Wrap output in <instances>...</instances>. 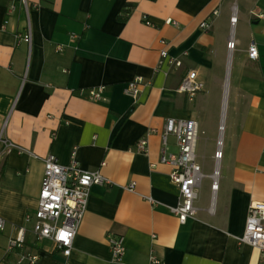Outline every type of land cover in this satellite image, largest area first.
Masks as SVG:
<instances>
[{
  "label": "crops",
  "instance_id": "0c3cea01",
  "mask_svg": "<svg viewBox=\"0 0 264 264\" xmlns=\"http://www.w3.org/2000/svg\"><path fill=\"white\" fill-rule=\"evenodd\" d=\"M27 4L0 0V137L24 151L5 155L0 147V262H64L27 216L38 208L43 160L54 155L67 166L76 151L84 170L111 184L91 188L73 264H117L110 234L124 237L127 264H149L152 254L164 264H264V254L239 243L251 203L264 202V0ZM29 31L31 45L21 40ZM252 43L256 61L248 56ZM190 71L205 84L193 99L179 92ZM137 77L144 86L136 103L125 89ZM97 87H106V101L89 99ZM169 119L194 120L199 130L204 178L197 213L184 224L170 210L179 203L171 169L160 163ZM142 139L147 153L137 150ZM168 151L178 152L173 136ZM19 228L25 245L6 255Z\"/></svg>",
  "mask_w": 264,
  "mask_h": 264
},
{
  "label": "built area",
  "instance_id": "2783aa9c",
  "mask_svg": "<svg viewBox=\"0 0 264 264\" xmlns=\"http://www.w3.org/2000/svg\"><path fill=\"white\" fill-rule=\"evenodd\" d=\"M21 2L28 8L27 0H21ZM259 18H263V16H259ZM236 22L237 19L233 17L232 24ZM202 27L208 28L209 26L205 23ZM21 40L31 45V31L25 34ZM162 43L165 44V42ZM228 48L229 50H234L235 42L231 41L228 44ZM248 56L253 61L259 59V51L255 43L250 45ZM161 57L166 59L168 52L166 50L162 51ZM175 65L181 67L182 63L176 61ZM143 86L144 79L137 77L128 83L125 94L132 97L137 103ZM204 89L205 84L199 80L198 73L190 71L183 79L179 92L187 94L193 99ZM105 91L106 87L90 89L88 91L89 99L95 102H104L107 100L104 95ZM170 136L176 139L177 153L168 151V138ZM198 139V124L194 120L169 119L162 135L163 149L160 163L170 167V180L179 191V203L170 210L178 217L181 224L195 217L197 213L195 201L201 181L204 178L202 167L197 162ZM1 145L3 146L2 153L5 155L12 153L14 150L19 153L24 152L23 149L2 139V137H0V147ZM148 146V139H142L137 144V150L141 153H147ZM218 147L215 158L220 161L223 157L221 141H219ZM43 163L45 172L38 208L33 216H27V221L29 222L34 218V233L38 239H49L55 243L57 250L65 259L62 264H73L70 258L74 250V241L87 212L91 188L97 185L107 186L111 182L99 171L84 170L76 158V151L73 152L71 162L67 166L61 165L54 155L47 156ZM218 188V184L214 182L213 190L216 191ZM128 189L134 191L135 185L131 184ZM148 201L153 205L156 204L151 198ZM5 228L6 221L0 218V231H4ZM25 242L26 230L19 228L16 237L9 239L6 255L23 249ZM108 243L113 262L127 264L125 262L126 247L124 237L110 234L108 235ZM239 243L249 244L264 254V202L254 201L251 203L245 233L239 239ZM25 259H28L31 264H35L38 261L37 256L22 257L17 264H21ZM0 264L6 263L2 260ZM149 264L164 263L152 254Z\"/></svg>",
  "mask_w": 264,
  "mask_h": 264
}]
</instances>
